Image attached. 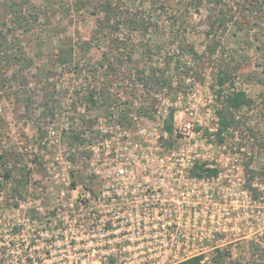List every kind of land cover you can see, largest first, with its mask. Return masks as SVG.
<instances>
[{
  "label": "rangeland",
  "instance_id": "374dc122",
  "mask_svg": "<svg viewBox=\"0 0 264 264\" xmlns=\"http://www.w3.org/2000/svg\"><path fill=\"white\" fill-rule=\"evenodd\" d=\"M220 1L14 0L10 12L11 2L0 0V211L20 204L28 211L38 200L48 205L50 188L59 186L45 166L62 165L73 153L81 157V148L99 137L100 123L127 122L131 115L153 119L163 100L175 111L191 91L202 99L212 95L221 108L225 95L242 91L252 103L235 112L237 120L231 116L245 139V181L255 205L247 208L244 236L205 253L203 262L264 264V0ZM106 3L125 19L127 13L138 16L143 29L131 31L116 18L117 30L113 22L96 33ZM115 36L129 49L118 52L122 63L113 73L93 70L113 56ZM188 45L202 60L187 55ZM67 47L73 64H55L54 55ZM152 68L163 71L170 88L154 92L135 85V71ZM224 70L230 77L220 87L217 75ZM93 88L104 89L109 103L96 99L91 105ZM72 170L70 183L81 185L83 174Z\"/></svg>",
  "mask_w": 264,
  "mask_h": 264
},
{
  "label": "built area",
  "instance_id": "2783aa9c",
  "mask_svg": "<svg viewBox=\"0 0 264 264\" xmlns=\"http://www.w3.org/2000/svg\"><path fill=\"white\" fill-rule=\"evenodd\" d=\"M199 92L174 104L172 132L163 100L153 119L100 123L95 142L72 154L79 165H46L59 186L48 205L0 211V264H181L243 237L255 205L245 139L220 130V107ZM76 168L81 185L68 179Z\"/></svg>",
  "mask_w": 264,
  "mask_h": 264
},
{
  "label": "trees",
  "instance_id": "16d2710c",
  "mask_svg": "<svg viewBox=\"0 0 264 264\" xmlns=\"http://www.w3.org/2000/svg\"><path fill=\"white\" fill-rule=\"evenodd\" d=\"M10 1V5L8 6L10 12H13V10L16 8L14 0H8ZM216 2H221L220 0H215ZM13 9V10H12ZM119 7H113L112 4L106 3L101 4L100 6V12H101V18L97 20V26H96V33L102 32L104 29L112 28L113 22H116L115 19L119 18L118 20H126L127 25L130 27L131 31H139L143 29L142 21L139 20L138 16L133 15L132 13H127L128 17H125L120 13L118 10ZM16 10V9H15ZM220 20V19H219ZM117 23V22H116ZM119 24L115 26L116 30L118 29ZM112 46L113 49H111L113 52V56L109 59L106 57H103L102 61H99L94 65L93 70H100L101 72H104V74L113 73L116 65L121 62V57L119 55V51L122 50H129L127 46H125V43L121 40V38H118L115 36L114 39H112ZM81 45V43H80ZM209 48V54H213L215 52V48ZM187 55L191 57L192 60H202V55H199L193 48V46L188 45L186 49ZM121 53V52H120ZM73 55L74 51L70 47L66 48V50L60 49L55 55L54 62L57 65L60 66H69L73 64ZM127 60L131 61V52H126ZM229 75L227 73V70L220 71V73L217 75V81L218 85L221 87L224 84L228 82ZM135 85L142 87L143 89H147V91H161L165 88H170L171 82L167 78L164 77L163 71L156 70L154 68L150 70L145 69H138L135 71V79H134ZM98 90V89H97ZM96 88H93L89 91V96L87 97V101L91 105H95L97 103L96 99H99L101 104L109 103L110 97L104 95V89H100L97 91ZM222 92L221 89L219 93ZM111 103V101H110ZM222 107L218 111V116L220 120V130H224L228 127H232L234 124L233 118L231 114L233 112H236L240 110L243 107H248L252 103L250 99H248L244 92L242 91H232L224 96L222 100ZM172 113L173 110L170 111L169 115V122L166 123L165 128L172 132V126H171V120H172ZM204 171V170H202ZM201 171V172H202ZM206 173H212L214 174V171H207ZM8 177V175H6ZM19 186H23L22 181L18 182ZM218 253V251H217ZM204 256H198L196 258H193L191 260H188L186 262H183L181 264H218L214 261L211 262H203Z\"/></svg>",
  "mask_w": 264,
  "mask_h": 264
}]
</instances>
